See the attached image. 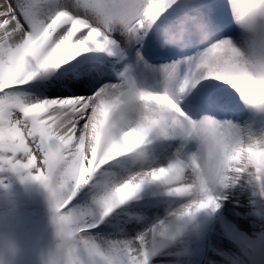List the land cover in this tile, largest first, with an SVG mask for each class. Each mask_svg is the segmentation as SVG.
I'll list each match as a JSON object with an SVG mask.
<instances>
[{
	"label": "snow or ice",
	"instance_id": "1",
	"mask_svg": "<svg viewBox=\"0 0 264 264\" xmlns=\"http://www.w3.org/2000/svg\"><path fill=\"white\" fill-rule=\"evenodd\" d=\"M192 17L207 26L206 42L162 46ZM245 27L264 28V0H0V167L26 171L49 194L57 242L47 264H150V257L184 234H170L163 216L136 230L130 216L138 210L124 206L149 186L183 204L181 217L192 224L201 212L221 209L228 198L221 189L246 178L264 198V143L246 156L226 155L211 184L201 160L189 158L194 137L222 145L246 141L252 131L227 118L240 110L241 100L264 112V78L228 39L238 42ZM117 31L135 47V64L159 77V91L138 87L127 61L116 82L101 83L106 57L82 54L114 56ZM49 68L62 70L54 84L40 85L55 88L50 98L21 91ZM117 87L161 102V129L113 121L106 97ZM169 130H178L185 145L161 163L145 146L150 136L167 137ZM115 141L135 147L112 158ZM188 144L193 148L185 151ZM141 151L147 167L132 161ZM119 158H128L127 165L110 164ZM104 166L113 173L98 175ZM85 186L89 198L82 203ZM121 221L122 235L101 228Z\"/></svg>",
	"mask_w": 264,
	"mask_h": 264
},
{
	"label": "rangeland",
	"instance_id": "2",
	"mask_svg": "<svg viewBox=\"0 0 264 264\" xmlns=\"http://www.w3.org/2000/svg\"><path fill=\"white\" fill-rule=\"evenodd\" d=\"M232 9L229 7V13ZM233 23L235 21L233 20ZM240 35V29H236ZM122 45L123 55L118 59L107 60V78L101 83L116 82L118 71L126 61L129 68L136 65L134 62L135 47L128 38L120 32H113ZM127 46V47H126ZM89 56V52L83 53ZM146 59H148L146 57ZM158 61L154 63H164ZM149 63H151L149 61ZM137 66V65H136ZM137 71L131 72L135 77L138 87L147 90H160L159 77L145 72L137 66ZM51 73V75H49ZM62 70L49 68L39 74L34 81L30 82L21 91L26 95L40 98H50V93L55 91L54 87L43 89V83H53L61 76ZM49 75V77H47ZM72 92L74 89L68 88ZM80 94V93H77ZM240 110L236 114H246L238 118L230 115L227 118L248 128L252 132H259L264 129V112L240 101ZM150 143L145 150L161 163L166 162L177 149L184 147L185 142L181 139L178 130H169L167 137H149ZM192 144H188L185 151L191 150ZM128 158H119L118 161L110 162L111 165L126 166ZM114 169L104 166L98 175H111ZM85 186L81 192L82 203L87 201L88 196L83 194L88 191ZM155 186L146 187L138 199H134L124 207H135L138 211L131 214L130 218L136 222V230H139L142 223H151L155 218L162 217L165 208L172 198L160 194ZM221 194L228 198L223 201L220 212V219L224 222L223 229H217L218 219L208 218L201 226V232L196 229H189L181 239L170 244V249H163L150 257V264H184V259L189 258L190 264H203L204 255H207L210 247L220 245L224 251L222 260L228 264H264V198L259 195V186L248 178L239 184L228 189H221ZM249 203V204H248ZM249 217L242 229H248V237L260 240V251L252 252L247 247L245 238L240 234L239 222L242 212H248ZM255 211L257 214H255ZM52 210L50 207L49 194L38 182L28 178L26 171H16L10 167H0V264H47L48 254L56 245L55 227L51 221ZM198 219H195V221ZM193 221V223L195 222ZM124 221L111 224L107 227L101 225L105 233L122 235L120 225ZM127 226V225H125ZM196 231V233H195ZM129 235L132 233L129 232ZM223 237H222V236ZM243 235H245L243 233ZM200 238L204 250L201 253L194 252L190 255L186 251L190 247L196 249L197 244L193 239ZM32 245L29 247V245ZM227 245L237 248L238 254L230 256ZM22 249L29 250L26 253ZM34 250V251H31ZM168 250V251H167ZM197 254V256H196ZM203 255V256H202ZM191 256V257H190Z\"/></svg>",
	"mask_w": 264,
	"mask_h": 264
},
{
	"label": "clouds",
	"instance_id": "3",
	"mask_svg": "<svg viewBox=\"0 0 264 264\" xmlns=\"http://www.w3.org/2000/svg\"><path fill=\"white\" fill-rule=\"evenodd\" d=\"M206 27L203 22L192 17L186 24L181 25L179 35L169 36L162 46L185 48L194 41L206 42L210 36ZM228 39L241 56H246L249 59L254 73L260 78H264V28L252 31L245 27L238 42L232 41V38ZM106 106L111 119L116 123L120 124L123 118L130 124L137 127H148L154 132L161 129L166 118V109L161 102H151V98L142 97L138 92L129 91L125 88L117 87L111 91L106 97ZM190 142L194 143L196 148L189 158L192 163H195L197 158L201 160L208 182L211 184L216 178L215 172L219 162L226 155L230 156L242 152L246 156L248 151L254 150L256 144L264 143V129L259 132H252L245 142L237 139L228 142L227 145H222L210 137L206 140L194 137ZM133 147L135 146L124 145L121 141H115L113 151L109 153V156L115 158L118 154L132 151ZM261 155L264 156V152H261ZM104 159L107 160L108 157ZM132 161L137 167H147L150 164L146 153L143 151L136 152L132 156ZM183 211V204H176L165 209L162 223L170 234L177 236L185 234L192 226V223L182 219L181 213Z\"/></svg>",
	"mask_w": 264,
	"mask_h": 264
},
{
	"label": "bare ground",
	"instance_id": "4",
	"mask_svg": "<svg viewBox=\"0 0 264 264\" xmlns=\"http://www.w3.org/2000/svg\"><path fill=\"white\" fill-rule=\"evenodd\" d=\"M119 50H120V54L118 55V56H121V47H119ZM104 54V52H98V51H89V54L90 55H93V56H98L99 54ZM89 55V56H90ZM137 66L136 65H133L132 67H131V69H130V71H137ZM49 75H51V73L49 74ZM49 75L47 76V77H49ZM249 204V203H248ZM248 217H249V211L248 212H242V214H241V219H240V222H239V226L241 227L240 228V234L241 235H243V233L245 234V235H247V230L246 229H242V227H244L245 225H246V223H247V221H248ZM208 218H212V219H220V212H219V210H217V212H215V213H212L210 210H208V211H204V212H201L199 215H198V219L192 224V226H190V230L191 229H196L197 231H200L201 232V226H202V224L208 219ZM222 219H220L219 221H218V224H217V229L219 230V231H221L220 229H221V221ZM188 229V230H189ZM195 233H196V231H195ZM197 234V233H196ZM222 236V235H221ZM184 237V236H183ZM223 237V236H222ZM182 238V237H181ZM180 238V239H181ZM250 237H248L246 240H248ZM200 238H195V239H193L192 241H193V243L194 244H197L198 245V247L196 248V249H193L194 247H190L187 251H186V253H187V255L189 254H193L194 252H198V253H201V252H203V250H204V245H201V242H200V240H199ZM255 244H256V250L258 251V249H259V242L257 241V240H255ZM172 245H173V243H172ZM171 245V246H172ZM32 245L30 244L29 245V247H31ZM171 246H169L167 249L169 250L170 249V247ZM227 247H228V251L230 252V256H233V255H236V254H238V250H237V248L236 247H234V246H231V245H227ZM167 250V251H168ZM22 251L23 252H27V251H29V250H26V249H22ZM31 251H34V250H31ZM223 254H224V251H223V249H222V247L220 246V245H218V246H212V247H210V250H209V252H208V254L207 255H204V256H206L205 258V262L203 263V264H228L227 262H224L223 260H222V256H223ZM196 256H197V254H196ZM203 256V255H202ZM191 257V256H190ZM185 261H184V264H190V259L189 258H186V259H184Z\"/></svg>",
	"mask_w": 264,
	"mask_h": 264
}]
</instances>
